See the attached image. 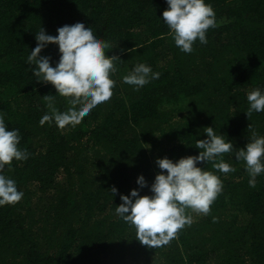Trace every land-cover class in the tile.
Masks as SVG:
<instances>
[{
  "label": "trees",
  "instance_id": "obj_1",
  "mask_svg": "<svg viewBox=\"0 0 264 264\" xmlns=\"http://www.w3.org/2000/svg\"><path fill=\"white\" fill-rule=\"evenodd\" d=\"M205 3L218 27L185 54L160 20L165 0H0V112L29 153L5 166L24 195L0 207V264H264V174L249 187L244 162L231 153L222 158L233 173L197 165L219 176L223 190L208 215L187 209L191 226L169 244L142 245L116 214L120 196L138 189L137 177L151 186L157 159L198 155L205 128L234 149L251 142L253 131L264 136V112L246 115L247 94L264 90V0ZM79 20L109 44L106 56L123 62L111 75L113 96L75 125L40 126L51 112L42 97L57 90L37 83L28 66L35 35L41 27L55 36ZM40 55L55 66L58 46ZM139 63L161 75L135 91L122 78ZM54 106L67 110L68 97L57 95ZM149 187L140 195H152Z\"/></svg>",
  "mask_w": 264,
  "mask_h": 264
},
{
  "label": "clouds",
  "instance_id": "obj_2",
  "mask_svg": "<svg viewBox=\"0 0 264 264\" xmlns=\"http://www.w3.org/2000/svg\"><path fill=\"white\" fill-rule=\"evenodd\" d=\"M167 9L161 19L168 27V35L174 44L185 54L193 52V44L199 40L206 45L207 31L218 27L216 13L205 0H165ZM36 47L28 55L27 63L37 83L54 86L56 95L42 98L51 109L39 121L40 126L55 121L57 127L75 125L89 114L92 109L113 96L115 81L111 75L123 62L116 55L106 56L109 44L94 32L91 24L84 20L65 24L57 29L55 36L47 35L40 27L35 35ZM48 45H57L60 53L55 66L50 57L40 53ZM136 47L132 51H136ZM150 65L139 63L122 80L123 83L139 91L152 80L160 78ZM68 97L69 106L65 111L55 108L56 96ZM249 108L247 118L253 113L264 112V90L253 89L247 94ZM78 105V107H77ZM249 127V126H248ZM205 139L196 141L198 155L181 158L176 162L157 159L155 164L160 170L151 186L145 178L137 177L138 189L129 195H121L122 203L115 207L116 214L136 230L137 240L149 248H159L169 244L185 226L193 220L186 214L187 209L208 215L211 205L223 190V183L214 172L198 167L201 162H212L217 171L228 174L236 168L223 160V155L231 153L235 162H244L248 173L249 187L255 188L257 177L264 174V136L252 132L251 142L242 149H234L233 143L212 127L204 129ZM199 134V133H198ZM22 137L18 129L9 130L0 112V207L15 205L24 193L19 191L15 180L4 174L5 166L15 161H26L29 153L19 147ZM149 187L150 196H141L139 189ZM113 187L111 193L115 195Z\"/></svg>",
  "mask_w": 264,
  "mask_h": 264
}]
</instances>
